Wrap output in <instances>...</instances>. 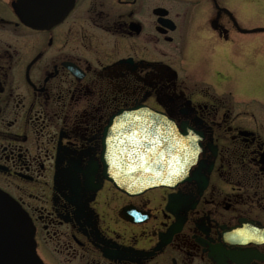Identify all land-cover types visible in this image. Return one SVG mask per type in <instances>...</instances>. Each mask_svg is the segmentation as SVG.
Wrapping results in <instances>:
<instances>
[{
    "label": "flooded vegetation",
    "instance_id": "obj_1",
    "mask_svg": "<svg viewBox=\"0 0 264 264\" xmlns=\"http://www.w3.org/2000/svg\"><path fill=\"white\" fill-rule=\"evenodd\" d=\"M246 1L255 12L259 0H72L37 28L0 0V190L31 223L35 264H264V103L235 108L224 88L264 91V48H235ZM133 108L196 151L186 173L125 192L111 172L143 157L134 134L118 141Z\"/></svg>",
    "mask_w": 264,
    "mask_h": 264
},
{
    "label": "water",
    "instance_id": "obj_2",
    "mask_svg": "<svg viewBox=\"0 0 264 264\" xmlns=\"http://www.w3.org/2000/svg\"><path fill=\"white\" fill-rule=\"evenodd\" d=\"M18 1L26 23L37 28L60 20L72 4V0ZM139 109L133 108L126 116L129 121L118 129L119 142L128 141L126 135L134 134V141H143L144 146L143 157H123L116 171L111 172V181L125 192L166 184L178 174L186 173L196 151L188 137L183 135L179 140L174 135L168 119L165 124L163 121L158 124L155 115ZM142 133L144 138L139 139ZM35 263L31 223L19 205L0 190V264Z\"/></svg>",
    "mask_w": 264,
    "mask_h": 264
},
{
    "label": "rangeland",
    "instance_id": "obj_3",
    "mask_svg": "<svg viewBox=\"0 0 264 264\" xmlns=\"http://www.w3.org/2000/svg\"><path fill=\"white\" fill-rule=\"evenodd\" d=\"M242 1V0H241ZM250 3V4H249ZM239 23L242 30L234 35L237 39L243 38L241 41L243 45H239V47L235 46V48H264V0L256 1L253 7L256 8L254 12L252 9V2H240L239 3ZM251 30V31H250ZM229 48H234L230 47ZM229 60L233 63L236 62L235 57L232 55L231 49L228 51ZM200 59L207 60V55L203 52L199 54ZM203 61V60H200ZM244 62V61H242ZM259 64L264 66V58L261 57L257 60ZM201 63V62H200ZM254 63V62H252ZM250 62L242 63V73H251L250 76H254L257 71V67ZM199 64V63H197ZM234 65V64H233ZM259 70V67H258ZM247 80V79H245ZM245 80H240V82H229L228 86H226V82L224 81L225 91L228 90L231 92V96L236 100H233L232 97L230 100L235 108H254L255 103H264V91H260L259 88H256L253 82H247ZM252 81V80H250ZM260 84V81L258 82ZM231 103V102H230Z\"/></svg>",
    "mask_w": 264,
    "mask_h": 264
}]
</instances>
